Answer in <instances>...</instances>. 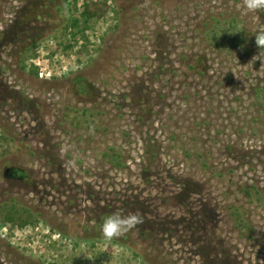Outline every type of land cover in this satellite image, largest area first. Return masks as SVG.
Returning <instances> with one entry per match:
<instances>
[{"label":"rangeland","instance_id":"374dc122","mask_svg":"<svg viewBox=\"0 0 264 264\" xmlns=\"http://www.w3.org/2000/svg\"><path fill=\"white\" fill-rule=\"evenodd\" d=\"M259 30L243 0H0V205L33 219L0 264H264ZM114 212L144 223L106 240Z\"/></svg>","mask_w":264,"mask_h":264},{"label":"clouds","instance_id":"9594fccd","mask_svg":"<svg viewBox=\"0 0 264 264\" xmlns=\"http://www.w3.org/2000/svg\"><path fill=\"white\" fill-rule=\"evenodd\" d=\"M243 6L248 12L264 11V0H243ZM255 43L260 50L264 49V30L257 32ZM261 55L264 53L260 52L253 60H260ZM143 223L144 218L139 213L122 215L120 212H114L103 220L101 232L104 239L111 241L119 239Z\"/></svg>","mask_w":264,"mask_h":264},{"label":"trees","instance_id":"16d2710c","mask_svg":"<svg viewBox=\"0 0 264 264\" xmlns=\"http://www.w3.org/2000/svg\"><path fill=\"white\" fill-rule=\"evenodd\" d=\"M101 4H106V1L96 3H86L82 12L86 18H96L104 14L105 8L103 9ZM72 26L76 27L79 25V19L74 18L72 20ZM38 73V72H36ZM240 216V215H239ZM11 222L18 226H24L33 222L32 217L15 203L13 204H1L0 205V224L5 222Z\"/></svg>","mask_w":264,"mask_h":264}]
</instances>
